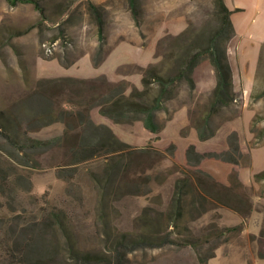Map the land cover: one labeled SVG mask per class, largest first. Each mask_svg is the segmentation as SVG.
Wrapping results in <instances>:
<instances>
[{
	"label": "rangeland",
	"instance_id": "rangeland-1",
	"mask_svg": "<svg viewBox=\"0 0 264 264\" xmlns=\"http://www.w3.org/2000/svg\"><path fill=\"white\" fill-rule=\"evenodd\" d=\"M37 1L43 14L31 2L0 0V264H70L67 238L81 252L108 251L105 238L137 231L134 219L143 207L166 208L175 178L187 174L196 180L184 157L188 144L201 152L226 151L239 160L237 165L202 161L203 170L224 184L233 174L240 178V171L245 178L264 169V46L253 88L245 94L234 38L227 44L235 100L212 116L213 135L206 140H199L194 128L214 84L206 59L194 70L195 88L181 85L157 112V134L139 120L113 122L94 105L93 97L107 90L103 77L121 83L126 92L140 89V69L165 58L177 34L185 28L209 29L212 0H136L135 15L128 0ZM88 1L99 6L101 39ZM64 78L84 82L67 84ZM79 111L133 148L122 156L118 174L104 171L111 162L107 154L79 160L76 144L97 135L93 129L84 134ZM35 141L44 144L34 147ZM172 142L175 157L168 148ZM100 186L112 193L103 201V215ZM233 191L245 194L250 208L246 202L234 209L214 200L198 218L185 209L181 220L193 235L207 223L236 227L220 243L136 249L126 264H201L199 254L213 245L218 247L207 264H264V180L252 177Z\"/></svg>",
	"mask_w": 264,
	"mask_h": 264
},
{
	"label": "trees",
	"instance_id": "trees-1",
	"mask_svg": "<svg viewBox=\"0 0 264 264\" xmlns=\"http://www.w3.org/2000/svg\"><path fill=\"white\" fill-rule=\"evenodd\" d=\"M7 1L11 4L17 1L31 2L43 14V8L37 0ZM212 3V25H209V29L185 28L177 34L173 38L165 58L149 63L140 69L142 85L140 89L133 87L126 92V88L122 87L121 83L110 82L103 77V82L107 84V90L105 94L93 97L98 112L116 123H132L139 120L145 130L157 134L161 129L160 123L156 120L157 112L164 109L166 101L174 97L181 85L185 84L190 90L195 88L194 70L203 59H206L213 70L214 84L210 90L206 107L198 117L194 128L199 140L211 137L213 130L209 127V123L212 116L235 100L233 69L227 55V44L233 39L235 31L230 20V10L224 1L212 0ZM87 4L95 18L98 37L101 39L103 20L99 6L91 1H88ZM128 6L132 14L135 15L137 12L136 0H128ZM63 81L67 84L69 82H84V80L70 78H64ZM78 115L84 122V134L90 129H93L91 133L97 131L95 137L89 136L76 144L77 152L81 156L79 160L89 159L96 154H107L111 162L104 171L109 173L112 170L114 174H118L120 170L117 165L122 156L124 154L131 155L133 148L120 141L106 126L93 123L88 113L79 111ZM5 137L12 140L9 134H5ZM42 144H44L42 141H35L33 146ZM168 148L176 150V145L172 142ZM175 150L172 151L174 157ZM140 152H147V150ZM184 157L188 166L193 170L195 181L185 173V175L175 178L166 208L143 207L134 219L137 231L121 232L111 239L105 238V241H109L108 251L81 252L75 248L72 240L67 238L64 242L70 264H126L127 255L136 249L156 248L170 244L191 245L198 248L213 240H222L227 231L236 229L233 226L222 227L215 223H207L202 227L199 235H193L187 226L184 227L181 224V220L184 218L185 209L197 213L198 218L206 212V203L214 200L223 206H234V209L235 206L238 207L246 202L250 208V199L245 194L239 195L233 191L235 188L245 186L239 176L233 174V179L230 178L232 180L228 184H224L201 167L202 161L206 159H218L232 165H237L239 160L226 151H197L196 146L192 143L186 146ZM111 163L113 164L111 165ZM114 167L116 170H113ZM252 177L255 182L264 180V169L253 174ZM128 188L134 190L136 187L120 186L121 190ZM99 191V199H101L99 213L103 215V201L108 199L112 193H108L105 186H100ZM53 218L59 222L61 233L67 234L64 224L61 219H58L59 215L55 214ZM178 228L183 229L178 230ZM182 233L184 235H181ZM217 247L218 245H213V248L209 247L204 255L198 253L199 262L207 264L208 259L215 255ZM29 264L48 263L35 260Z\"/></svg>",
	"mask_w": 264,
	"mask_h": 264
},
{
	"label": "crops",
	"instance_id": "crops-1",
	"mask_svg": "<svg viewBox=\"0 0 264 264\" xmlns=\"http://www.w3.org/2000/svg\"><path fill=\"white\" fill-rule=\"evenodd\" d=\"M223 1L230 10V20L235 31L233 38L236 62L240 69L238 76L243 91L247 94L253 88L260 52L264 45V0ZM262 159L264 161V154ZM240 178L247 184L252 179V175L244 178L240 171Z\"/></svg>",
	"mask_w": 264,
	"mask_h": 264
}]
</instances>
